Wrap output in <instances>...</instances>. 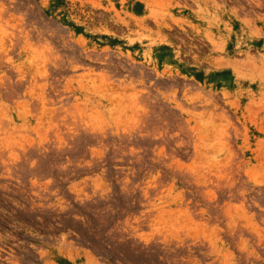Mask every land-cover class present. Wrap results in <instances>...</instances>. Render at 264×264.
I'll return each instance as SVG.
<instances>
[{"label": "rangeland", "instance_id": "374dc122", "mask_svg": "<svg viewBox=\"0 0 264 264\" xmlns=\"http://www.w3.org/2000/svg\"><path fill=\"white\" fill-rule=\"evenodd\" d=\"M157 1L0 0V264H264V0Z\"/></svg>", "mask_w": 264, "mask_h": 264}, {"label": "crops", "instance_id": "0c3cea01", "mask_svg": "<svg viewBox=\"0 0 264 264\" xmlns=\"http://www.w3.org/2000/svg\"><path fill=\"white\" fill-rule=\"evenodd\" d=\"M193 1L195 2L197 0H193ZM156 2H158V1L157 0H142V3H144L146 6L149 5V4H155ZM167 60H168V57H166V56L165 57L164 56L160 57L158 61H157V59H155V67L156 68L158 67L157 69H159L160 71H165V72L166 71H174V72L176 71V72H180L179 69H176V67L178 66V64H173L172 61H170V65L169 64H165V61H167ZM156 62L158 64H156ZM180 67L182 69H186L184 66H180ZM193 71L200 72L199 70H195V69H193Z\"/></svg>", "mask_w": 264, "mask_h": 264}]
</instances>
